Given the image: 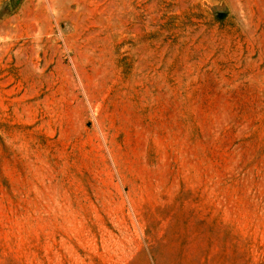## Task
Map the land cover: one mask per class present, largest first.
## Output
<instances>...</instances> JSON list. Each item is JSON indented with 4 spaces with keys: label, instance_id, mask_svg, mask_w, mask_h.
I'll list each match as a JSON object with an SVG mask.
<instances>
[{
    "label": "rangeland",
    "instance_id": "obj_1",
    "mask_svg": "<svg viewBox=\"0 0 264 264\" xmlns=\"http://www.w3.org/2000/svg\"><path fill=\"white\" fill-rule=\"evenodd\" d=\"M0 264H264V0H0Z\"/></svg>",
    "mask_w": 264,
    "mask_h": 264
}]
</instances>
